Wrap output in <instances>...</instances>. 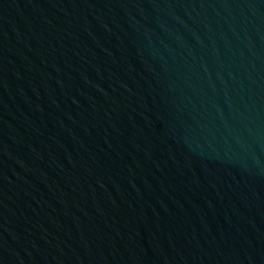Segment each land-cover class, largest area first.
Segmentation results:
<instances>
[{"label":"water","instance_id":"1","mask_svg":"<svg viewBox=\"0 0 264 264\" xmlns=\"http://www.w3.org/2000/svg\"><path fill=\"white\" fill-rule=\"evenodd\" d=\"M0 264H264V0H0Z\"/></svg>","mask_w":264,"mask_h":264}]
</instances>
